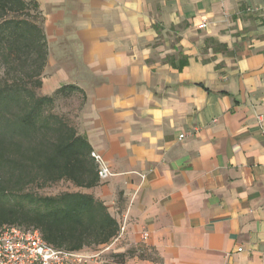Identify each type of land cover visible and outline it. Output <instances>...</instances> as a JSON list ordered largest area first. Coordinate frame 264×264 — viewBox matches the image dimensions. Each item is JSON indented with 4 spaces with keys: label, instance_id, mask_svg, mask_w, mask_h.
Masks as SVG:
<instances>
[{
    "label": "crops",
    "instance_id": "1",
    "mask_svg": "<svg viewBox=\"0 0 264 264\" xmlns=\"http://www.w3.org/2000/svg\"><path fill=\"white\" fill-rule=\"evenodd\" d=\"M36 1L41 93L76 87L56 101L113 173L75 187L120 223L85 250L103 264H264V0Z\"/></svg>",
    "mask_w": 264,
    "mask_h": 264
},
{
    "label": "trees",
    "instance_id": "2",
    "mask_svg": "<svg viewBox=\"0 0 264 264\" xmlns=\"http://www.w3.org/2000/svg\"><path fill=\"white\" fill-rule=\"evenodd\" d=\"M48 58L36 0H0V230L5 224L39 229L46 241L72 251L98 249L120 231L105 202L92 193L30 189L68 181L78 188L100 184L92 145L63 114L53 111L62 85L40 94ZM14 72V75H11Z\"/></svg>",
    "mask_w": 264,
    "mask_h": 264
},
{
    "label": "built area",
    "instance_id": "3",
    "mask_svg": "<svg viewBox=\"0 0 264 264\" xmlns=\"http://www.w3.org/2000/svg\"><path fill=\"white\" fill-rule=\"evenodd\" d=\"M206 24L204 21L202 27ZM91 155L98 165L100 179H108L113 173L104 157L94 150ZM239 250H242V247ZM103 262L102 252L72 251L55 247L46 241L41 231L35 227L5 224L0 230V264H103Z\"/></svg>",
    "mask_w": 264,
    "mask_h": 264
},
{
    "label": "rangeland",
    "instance_id": "4",
    "mask_svg": "<svg viewBox=\"0 0 264 264\" xmlns=\"http://www.w3.org/2000/svg\"><path fill=\"white\" fill-rule=\"evenodd\" d=\"M15 73L12 72L11 75H14ZM9 73L7 72V66L0 61V81H4L6 80L7 78H9ZM38 92L40 94L41 93V90L39 89ZM61 102L63 101H56L55 105L53 106V111L54 112H57L59 114H63V115H66L70 121L73 123L72 121V117L66 113L67 110H66V105H63ZM65 106V107H64ZM30 189L31 190H34V192H37V193H40V194H57V193H60L62 191H65V190H76L75 189V186L72 185L70 182L68 181H58V182H55V183H52L46 187H39L37 185H32L30 186Z\"/></svg>",
    "mask_w": 264,
    "mask_h": 264
}]
</instances>
